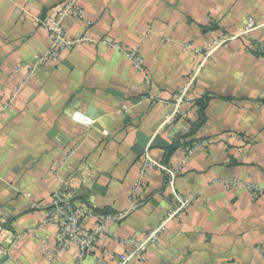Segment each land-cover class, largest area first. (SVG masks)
Returning <instances> with one entry per match:
<instances>
[{"label":"crops","instance_id":"0c3cea01","mask_svg":"<svg viewBox=\"0 0 264 264\" xmlns=\"http://www.w3.org/2000/svg\"><path fill=\"white\" fill-rule=\"evenodd\" d=\"M62 1L0 0V104L13 96L0 115V264H75L47 222L57 193L88 212V231L109 216L86 264H114L123 240L163 224L129 264H264V0H77L85 22L63 24L90 42L17 90L50 46L37 19ZM117 44L140 50L143 72ZM183 88L187 115L168 119ZM86 110L91 123H77ZM157 165H182L173 187ZM173 194L195 201L168 218Z\"/></svg>","mask_w":264,"mask_h":264},{"label":"built area","instance_id":"2783aa9c","mask_svg":"<svg viewBox=\"0 0 264 264\" xmlns=\"http://www.w3.org/2000/svg\"><path fill=\"white\" fill-rule=\"evenodd\" d=\"M54 15L51 18H45L44 20L37 19V23L41 29H43L50 39V46L47 52L40 56H34L33 65L29 72H27L24 80L19 84L17 90L22 88L32 77L33 70L38 67L45 66L49 63L56 62L62 52L67 50H73L80 45L90 42V40L84 36L78 39H72L67 35L65 26L63 24L65 19H74L80 22H85L84 10L78 5L77 0H64L54 8ZM255 25L250 20L247 21L245 31H251ZM116 48L125 54L129 59L132 66L143 72V58L141 52L138 49H128L120 45H115ZM257 52L260 54L264 63V42H261L256 47ZM13 96L8 98L6 102L0 104V115L6 111L11 103ZM191 105V100L187 95V88L181 89L170 102L171 113L168 119L174 120L179 118H185L187 111L184 106ZM80 117L83 120L79 119ZM90 116L86 110L84 113H75L73 119L79 124H89ZM170 120V121H171ZM183 162V161H182ZM153 163L149 159V156L145 154V163L141 168V173L144 169L152 165ZM161 171H163L167 177V184L169 187H173L175 179L182 172V165L178 168H171L170 166L157 165ZM223 188L240 185L237 181L221 182ZM247 190L253 194V198H258L263 191L255 186H247ZM136 198L135 191L132 193V199ZM192 195L173 194L174 210L168 215V218L177 217L180 213L186 211L191 204L195 201ZM88 215V212L76 205L74 202L65 198L63 193H57L53 198L52 208L47 214V222L57 229V240L55 251L59 252L65 250L70 246H75L77 249V255L75 258V264H86L85 258L89 252L94 251L100 238L106 233L105 222L109 219V216L99 217L96 227L90 231L86 230L83 226V220ZM167 218V220H168ZM164 225V224H163ZM163 225L159 228L151 231L143 241H138L134 238L123 240V246L125 251L122 254L116 256L114 264H129L131 259L139 258L141 261L145 259V253L150 244H154L157 241L159 233L161 232ZM264 256V247L261 249ZM50 258V255H47ZM92 264H109L106 259L98 257Z\"/></svg>","mask_w":264,"mask_h":264},{"label":"trees","instance_id":"16d2710c","mask_svg":"<svg viewBox=\"0 0 264 264\" xmlns=\"http://www.w3.org/2000/svg\"><path fill=\"white\" fill-rule=\"evenodd\" d=\"M180 144L177 143V144H172L171 146H168L166 149H165V154H164V158L165 160H168V158L171 156V154L177 149L179 148Z\"/></svg>","mask_w":264,"mask_h":264},{"label":"clouds","instance_id":"9594fccd","mask_svg":"<svg viewBox=\"0 0 264 264\" xmlns=\"http://www.w3.org/2000/svg\"><path fill=\"white\" fill-rule=\"evenodd\" d=\"M79 119L83 120V118H82V117H80Z\"/></svg>","mask_w":264,"mask_h":264},{"label":"water","instance_id":"95a60500","mask_svg":"<svg viewBox=\"0 0 264 264\" xmlns=\"http://www.w3.org/2000/svg\"><path fill=\"white\" fill-rule=\"evenodd\" d=\"M90 112V111H89Z\"/></svg>","mask_w":264,"mask_h":264}]
</instances>
